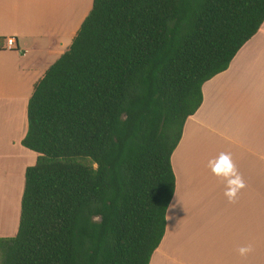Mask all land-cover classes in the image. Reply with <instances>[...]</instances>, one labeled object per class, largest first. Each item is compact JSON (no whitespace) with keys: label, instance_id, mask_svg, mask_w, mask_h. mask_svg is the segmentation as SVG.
I'll return each instance as SVG.
<instances>
[{"label":"trees","instance_id":"obj_1","mask_svg":"<svg viewBox=\"0 0 264 264\" xmlns=\"http://www.w3.org/2000/svg\"><path fill=\"white\" fill-rule=\"evenodd\" d=\"M263 23L264 0H93L29 98L37 159L0 264H149L202 86Z\"/></svg>","mask_w":264,"mask_h":264},{"label":"crops","instance_id":"obj_2","mask_svg":"<svg viewBox=\"0 0 264 264\" xmlns=\"http://www.w3.org/2000/svg\"><path fill=\"white\" fill-rule=\"evenodd\" d=\"M92 2L0 0V238L17 234L25 171L37 159L21 145L33 87L69 49ZM202 95L171 156L174 194L149 264H264V23ZM222 153L245 183L232 201L211 171Z\"/></svg>","mask_w":264,"mask_h":264},{"label":"clouds","instance_id":"obj_3","mask_svg":"<svg viewBox=\"0 0 264 264\" xmlns=\"http://www.w3.org/2000/svg\"><path fill=\"white\" fill-rule=\"evenodd\" d=\"M211 171L214 175L222 177L226 181L225 196L232 201L236 198L238 192L245 187L243 178L237 172L232 163L231 156L222 153L217 160L211 164ZM251 246L241 247L238 252L241 256L251 252Z\"/></svg>","mask_w":264,"mask_h":264},{"label":"built area","instance_id":"obj_4","mask_svg":"<svg viewBox=\"0 0 264 264\" xmlns=\"http://www.w3.org/2000/svg\"><path fill=\"white\" fill-rule=\"evenodd\" d=\"M5 46H6V49H9V50H17L16 40L14 38H7L5 40Z\"/></svg>","mask_w":264,"mask_h":264},{"label":"rangeland","instance_id":"obj_5","mask_svg":"<svg viewBox=\"0 0 264 264\" xmlns=\"http://www.w3.org/2000/svg\"><path fill=\"white\" fill-rule=\"evenodd\" d=\"M14 204V201L12 202ZM15 206V205H14Z\"/></svg>","mask_w":264,"mask_h":264},{"label":"water","instance_id":"obj_6","mask_svg":"<svg viewBox=\"0 0 264 264\" xmlns=\"http://www.w3.org/2000/svg\"><path fill=\"white\" fill-rule=\"evenodd\" d=\"M99 221H101V219H99Z\"/></svg>","mask_w":264,"mask_h":264}]
</instances>
